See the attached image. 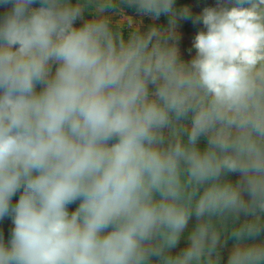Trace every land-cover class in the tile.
<instances>
[{
  "label": "clouds",
  "instance_id": "clouds-1",
  "mask_svg": "<svg viewBox=\"0 0 264 264\" xmlns=\"http://www.w3.org/2000/svg\"><path fill=\"white\" fill-rule=\"evenodd\" d=\"M175 2L0 0V264H264V0Z\"/></svg>",
  "mask_w": 264,
  "mask_h": 264
},
{
  "label": "crops",
  "instance_id": "crops-1",
  "mask_svg": "<svg viewBox=\"0 0 264 264\" xmlns=\"http://www.w3.org/2000/svg\"><path fill=\"white\" fill-rule=\"evenodd\" d=\"M189 2H190L189 7L192 8V9H189L191 18L183 19L182 21V19L179 16V13L181 11L177 13L178 15L175 18L176 19L175 30L177 31L179 35L181 33H185L184 36L182 34L181 36H179L180 38H179V41L177 42V47L179 48L180 56L185 62L190 61L195 56V49L193 47V41L199 31L205 30L202 22H194L195 18L201 15L204 8L215 6L217 3V0H190ZM123 10L127 16L135 18L134 20L135 23H137V20L139 19V23L137 24H139L144 30L148 29L147 22H149L150 17L140 16L137 13L136 8H133V9L124 8ZM93 14H94L93 10L91 9V7H89V8H86L83 15L85 19H90L93 16ZM181 21L182 22L187 21V23L181 26L179 24V22ZM81 23L82 21L80 20L77 21L78 25H80ZM168 24H169V19L164 20L163 24L158 25V26L161 28H166L168 27ZM126 29L129 32V29L127 27L124 28V30ZM40 87L41 86L37 85V91L40 90ZM205 145H206V137H201L198 146L203 149ZM226 178L230 179L232 182H235L236 180L239 179V174L229 173ZM79 203L80 201L78 200L75 203L69 205L68 207L69 212L75 211V209L79 206ZM196 223H197L196 218L195 216H193L189 221V228L194 227ZM13 227L14 225L12 224V221L7 220V217L5 218V220L4 219L0 220V235H3L4 241L6 244L11 238V230ZM261 239H264V235L261 236ZM231 246H232V241L229 239L227 241V244L221 249L222 264H226L228 253H229ZM185 247H186V240L182 238L178 246L175 249H173V254L179 253Z\"/></svg>",
  "mask_w": 264,
  "mask_h": 264
},
{
  "label": "rangeland",
  "instance_id": "rangeland-1",
  "mask_svg": "<svg viewBox=\"0 0 264 264\" xmlns=\"http://www.w3.org/2000/svg\"><path fill=\"white\" fill-rule=\"evenodd\" d=\"M190 0H176V2H175V5H174V7H175V9H176V11H177V13H179L184 7H188L189 9H192V8H190L189 6H190V2H189ZM122 7H123V9L124 8H128V9H133V8H135V7H130V6H127L126 4L125 5H122ZM92 9V8H91ZM133 12V11H132ZM6 13H3L1 10H0V17H3L4 15H5ZM171 17L170 16H168V15H166V14H162L158 19H156L155 21H153L152 20V18L150 17L149 18V22H147L148 24V28L149 27H151L153 24H155V25H162L163 24V21L164 20H168V19H170ZM135 20V18H133V21ZM182 21H183V19H182ZM179 22V24L181 25V26H183L185 23H187V21H185V22ZM137 23H139V19L137 20ZM78 25V24H77ZM124 30V29H123ZM124 34H125V38H127V35H128V30L126 29V30H124ZM183 36H184V34L185 33H181ZM181 34L179 35V36H181ZM53 68H55V65L53 66ZM22 191V190H21ZM21 194V193H20ZM16 203V202H15ZM6 218V217H5ZM5 218H4V220H5Z\"/></svg>",
  "mask_w": 264,
  "mask_h": 264
},
{
  "label": "trees",
  "instance_id": "trees-1",
  "mask_svg": "<svg viewBox=\"0 0 264 264\" xmlns=\"http://www.w3.org/2000/svg\"><path fill=\"white\" fill-rule=\"evenodd\" d=\"M33 7H39V3L37 2L36 4L33 5ZM10 9H11V5H7V6L0 5V10L3 13H7L8 11H10ZM19 195H20V192H18L16 195L13 196V198H12V204L13 205H15V202L16 203L18 202ZM7 220H11V218L7 217Z\"/></svg>",
  "mask_w": 264,
  "mask_h": 264
}]
</instances>
